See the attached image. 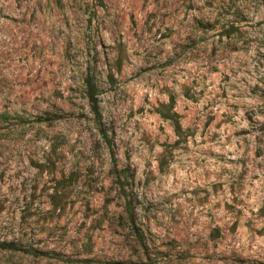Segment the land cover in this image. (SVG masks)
<instances>
[{"label": "rangeland", "instance_id": "374dc122", "mask_svg": "<svg viewBox=\"0 0 264 264\" xmlns=\"http://www.w3.org/2000/svg\"><path fill=\"white\" fill-rule=\"evenodd\" d=\"M116 263L264 264V0H0V264Z\"/></svg>", "mask_w": 264, "mask_h": 264}, {"label": "trees", "instance_id": "16d2710c", "mask_svg": "<svg viewBox=\"0 0 264 264\" xmlns=\"http://www.w3.org/2000/svg\"><path fill=\"white\" fill-rule=\"evenodd\" d=\"M173 104H174V102H173ZM174 115H175V112H173V113L168 112V114H165L166 117L171 118V119H174ZM116 264H122V263H116Z\"/></svg>", "mask_w": 264, "mask_h": 264}]
</instances>
